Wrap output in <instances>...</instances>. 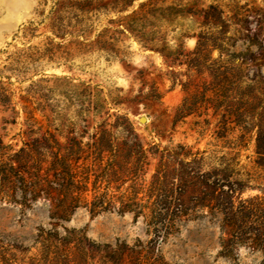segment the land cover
I'll use <instances>...</instances> for the list:
<instances>
[{"label": "trees", "instance_id": "trees-1", "mask_svg": "<svg viewBox=\"0 0 264 264\" xmlns=\"http://www.w3.org/2000/svg\"><path fill=\"white\" fill-rule=\"evenodd\" d=\"M151 45L140 44L161 54L166 49ZM223 45L222 40L200 37L186 60L178 50L175 58L162 55L168 68L186 65L184 73L170 78V89L179 86L184 98L168 132L188 127L198 134L191 145H173L171 138L164 147L145 144L127 115L111 113L128 100L112 98L111 92L106 98L98 85L80 84L88 101L84 117L74 122L52 118L48 106L29 98H21L16 111L11 97L2 96L0 105L10 113L0 122V205L24 214L39 201L47 202L52 222L48 236L56 251L81 248L83 240L73 231L64 229L63 238L55 232L84 209L92 219L111 213L132 216L134 223L142 222L152 246L166 242L188 222L209 220L225 236L222 258L243 247L260 253L264 264V86H259V73L245 72L247 63L256 65L254 54L233 52L222 60ZM212 50L219 52L216 60L210 58ZM207 92L211 99L204 98ZM152 95L132 102L161 98L156 90ZM202 103L211 106L216 122L212 141L200 151L197 146L210 127L209 119L193 121ZM251 137L255 160L249 171L241 153ZM249 193L255 195L243 198ZM125 260L161 264L152 250L141 256L137 247L104 248L100 258L102 264Z\"/></svg>", "mask_w": 264, "mask_h": 264}, {"label": "rangeland", "instance_id": "rangeland-1", "mask_svg": "<svg viewBox=\"0 0 264 264\" xmlns=\"http://www.w3.org/2000/svg\"><path fill=\"white\" fill-rule=\"evenodd\" d=\"M200 37L224 42L222 60L233 52H252L256 65L247 63L245 72L259 73V86H264V0H0V98L11 97L16 111L20 99L29 98L48 106L52 118L74 122L84 117L81 111L88 101L80 84L98 85L106 98L111 92L112 98L128 100L111 113L127 115L145 144L164 147L171 138L173 145H191L198 134L188 132V127L173 135L168 132L173 112L184 98L179 86L170 89V78L184 73L186 65L168 68L162 55L175 58L178 50L186 60ZM144 42L166 49L162 54L144 50L140 46ZM218 56L217 50L210 53L212 60ZM153 90L160 100L132 102L152 97ZM204 98L211 99L212 93ZM9 113L0 105V122ZM197 116L193 121L210 120L197 146L201 151L212 141L216 117L206 103L198 106ZM254 160L251 137L241 162L251 171ZM64 229L82 238L81 248L51 247L47 202L39 201L24 214L0 205V264H102L104 248L134 247L141 256L152 250L161 264L263 261L260 253L243 247L222 258L225 236L209 220L188 222L178 234L153 246L142 222L134 223L130 215L111 213L92 219L78 209L56 236L63 238Z\"/></svg>", "mask_w": 264, "mask_h": 264}]
</instances>
